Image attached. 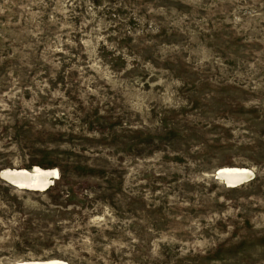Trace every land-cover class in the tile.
Masks as SVG:
<instances>
[{"label":"rangeland","instance_id":"rangeland-1","mask_svg":"<svg viewBox=\"0 0 264 264\" xmlns=\"http://www.w3.org/2000/svg\"><path fill=\"white\" fill-rule=\"evenodd\" d=\"M35 166L0 264H264V0H0V171Z\"/></svg>","mask_w":264,"mask_h":264},{"label":"bare ground","instance_id":"bare-ground-1","mask_svg":"<svg viewBox=\"0 0 264 264\" xmlns=\"http://www.w3.org/2000/svg\"><path fill=\"white\" fill-rule=\"evenodd\" d=\"M254 171L248 168L226 167L217 171L216 177L226 181L228 186H235L249 180ZM1 178L13 184L18 188H27L31 190H44L53 183L55 178L59 177L56 169H43L35 166L31 171L26 169H6L2 171ZM229 188V187H228ZM234 188V187H233ZM39 192V191H38ZM17 264H68L61 260H32L18 262Z\"/></svg>","mask_w":264,"mask_h":264},{"label":"water","instance_id":"water-1","mask_svg":"<svg viewBox=\"0 0 264 264\" xmlns=\"http://www.w3.org/2000/svg\"><path fill=\"white\" fill-rule=\"evenodd\" d=\"M0 176H2L1 171H0ZM53 182H54V181H53ZM49 186H50V185H49ZM49 186H48V187H49ZM16 264H17V263H16Z\"/></svg>","mask_w":264,"mask_h":264}]
</instances>
